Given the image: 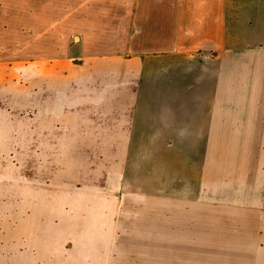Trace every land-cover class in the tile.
Returning a JSON list of instances; mask_svg holds the SVG:
<instances>
[{"label": "crops", "instance_id": "obj_1", "mask_svg": "<svg viewBox=\"0 0 264 264\" xmlns=\"http://www.w3.org/2000/svg\"><path fill=\"white\" fill-rule=\"evenodd\" d=\"M109 61L141 69L153 63L156 79L153 113L143 116L154 123L138 138L110 129V141L246 143L236 146L237 173L256 199L261 192L264 206V0H0V140H31L26 115L40 106L33 96L42 95L43 109L59 107L71 98L51 95L71 91L69 72ZM116 77L123 84H112ZM130 80L110 70V105L123 112L121 120L110 117V127L125 126V112L138 104L124 84ZM193 172L176 192L196 199L202 182V199L190 201L209 212L172 213L167 228L155 231L149 264H264V212H220V194L205 191L217 187V176ZM35 190L34 183L0 181V264H82L68 261L82 246L67 248V231L52 228L45 202L36 206L45 194Z\"/></svg>", "mask_w": 264, "mask_h": 264}, {"label": "rangeland", "instance_id": "obj_2", "mask_svg": "<svg viewBox=\"0 0 264 264\" xmlns=\"http://www.w3.org/2000/svg\"><path fill=\"white\" fill-rule=\"evenodd\" d=\"M93 64L83 62L69 72L75 74L66 78L71 91L51 95L71 98L67 103L43 109L42 95L33 96L40 106L26 115L32 117L34 125L32 134L26 136L31 140H0V181L34 183L35 192L45 194L36 196V206L45 202L52 228L67 231L68 249L75 244L82 246L80 253H67L68 261L140 264L141 257H146L149 264L155 231L167 228L172 213L185 216L209 212L208 205L190 201L202 199V182L197 186L196 199L180 198L176 192L179 179L196 176L195 168L201 172L211 169L207 175L217 176V187L213 190V185H207L205 191L220 194L214 205L221 208L220 212H264L261 192L256 199L254 187L237 173L240 152H236V146L246 143L110 141V129L119 128L120 133L138 138L148 130L147 125L154 123L153 118H143L149 110L153 113L154 65L141 69L138 62L130 66L110 61ZM110 70L115 75L130 74L131 80L124 84L132 86V95L138 99V104L125 112V126L110 127V117L121 120L123 114L118 105H110ZM113 80L114 85L123 84L117 77ZM54 81L64 84L63 78ZM8 153L14 156H1ZM258 168L261 187V149ZM186 182L181 184L183 194L188 190Z\"/></svg>", "mask_w": 264, "mask_h": 264}]
</instances>
